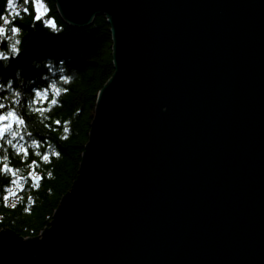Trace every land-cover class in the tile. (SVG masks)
Wrapping results in <instances>:
<instances>
[{
    "label": "water",
    "instance_id": "water-1",
    "mask_svg": "<svg viewBox=\"0 0 264 264\" xmlns=\"http://www.w3.org/2000/svg\"><path fill=\"white\" fill-rule=\"evenodd\" d=\"M109 24L77 175L0 264H264V0H53Z\"/></svg>",
    "mask_w": 264,
    "mask_h": 264
},
{
    "label": "trees",
    "instance_id": "trees-1",
    "mask_svg": "<svg viewBox=\"0 0 264 264\" xmlns=\"http://www.w3.org/2000/svg\"><path fill=\"white\" fill-rule=\"evenodd\" d=\"M44 2L49 9L44 19H50L54 27L33 21L28 15L16 18L13 22L21 29L17 35L20 53L9 56L7 61L0 60V82L14 81L7 91L0 88V99L7 96L4 99L7 105L12 91L22 92L24 99L17 109L25 119L21 143L29 148L26 157L17 155L0 140V156L8 157L0 160V164L17 169L15 174L0 169V229H10L25 238L38 235L48 225L61 196L70 189L88 139L97 94L113 72L112 40L105 17L96 16L91 25L77 29L61 19L53 0ZM4 9L5 0H0V12ZM60 76H66L67 81H61ZM49 78L46 84L56 87L50 89L48 101L41 96L39 103L29 107V90L33 87L43 90L44 79ZM52 96L56 97V103L50 102ZM31 140H36L38 146L31 145ZM53 151L59 155L51 154ZM44 152L49 153L47 159H41ZM32 160L37 163L32 165ZM17 176H23L24 180L8 183L5 199L6 182ZM36 176L39 179L34 182L32 178Z\"/></svg>",
    "mask_w": 264,
    "mask_h": 264
},
{
    "label": "snow or ice",
    "instance_id": "snow-or-ice-1",
    "mask_svg": "<svg viewBox=\"0 0 264 264\" xmlns=\"http://www.w3.org/2000/svg\"><path fill=\"white\" fill-rule=\"evenodd\" d=\"M19 2L20 0H5L4 12H0V21H2V23H0V38L8 37L9 25H11L10 31L12 37H16L21 29L13 21L16 18L22 19L24 15L31 16L33 21H42L45 26L54 27L50 19H44L45 14L49 11L44 0H22V6L18 8L17 3ZM8 16H11L13 19H9ZM19 42V39H16L14 43L8 45V48L14 57L18 56L20 53V49L17 46ZM8 59L9 56L7 52H0V60L7 61ZM59 79L61 81H67L68 78L66 76H60ZM0 81H2V77H0ZM13 83L14 81L12 79H9L6 83L0 82V88H4L5 91H7V89L13 85ZM55 87L56 86L54 84H46L43 90L38 87L31 88L29 90L28 106L31 107L33 104L39 103V98L41 96L44 97L45 101H48V97L52 95L50 89ZM59 91V89H56L57 93H59ZM4 99H7V96H5L3 99H0V109H4L0 111V140H3L5 144L11 147L17 155H23L26 157L28 155L29 148L21 143L24 141V136L21 134V131L22 126L25 125V119L23 118V115L17 110L18 106L22 104L24 97L20 90H14L12 91L11 99L7 105L4 103ZM50 102L56 103V97L52 96ZM33 111H35V109H33ZM56 123H59V121H56ZM65 123L67 122L65 121ZM64 131L67 132L68 129L65 128ZM30 144L38 146V142L36 140H31ZM51 154L57 156L59 155V153L55 151H53ZM48 156L49 153L44 152L41 155V159H47ZM7 159V156H0V160ZM36 163V160L31 161L32 165H35ZM0 169H2L3 172H10L13 174H15L17 171V169L12 168L9 164H0ZM31 175L32 174L29 172V178H31ZM21 180H24V177L17 176L15 179H9L6 182L4 194L5 199H7L8 196L6 191L7 184H17V182Z\"/></svg>",
    "mask_w": 264,
    "mask_h": 264
},
{
    "label": "bare ground",
    "instance_id": "bare-ground-1",
    "mask_svg": "<svg viewBox=\"0 0 264 264\" xmlns=\"http://www.w3.org/2000/svg\"><path fill=\"white\" fill-rule=\"evenodd\" d=\"M22 6V0H20V2L19 3H17V7L19 8V7H21ZM58 12V11H57ZM59 14V13H58ZM60 16V15H59ZM9 17V16H8ZM66 24H68V23H66ZM68 25H70V26H72V27H75V26H73V25H71V24H68ZM16 39H19V37H12V35H11V31L9 30L8 31V37L7 38H0V52H3V51H7V52H9V55L8 56H11V57H14V56H12V54H11V52H10V50H9V48H8V45L9 44H11V43H14L15 42V40ZM20 40V39H19ZM4 43V47H2L1 45ZM19 45V44H18ZM17 45V46H18ZM6 47V48H5ZM51 65H49V67H50ZM52 67V66H51ZM48 72H50V71H48ZM50 76H52V73H48ZM46 76V75H45ZM50 79L51 78H49V79H44V83L46 82V83H48L49 81H50ZM45 83V84H46ZM94 114V113H93ZM91 123V122H90ZM32 179H34L35 181L34 182H37L38 181V179H39V176H36L35 178H32Z\"/></svg>",
    "mask_w": 264,
    "mask_h": 264
},
{
    "label": "rangeland",
    "instance_id": "rangeland-1",
    "mask_svg": "<svg viewBox=\"0 0 264 264\" xmlns=\"http://www.w3.org/2000/svg\"><path fill=\"white\" fill-rule=\"evenodd\" d=\"M96 16H99V15H96ZM95 16V17H96ZM94 17V18H95ZM94 18L92 19V21L94 20ZM92 21H91V23H92ZM91 23H89V24H87V25H85V26H83V27H76L77 29H81V28H85V27H87V26H89V25H91ZM10 30V29H9ZM110 36H111V34H110ZM111 46H112V44H111ZM112 57V56H111ZM35 181V180H34ZM71 187V186H70ZM66 194V193H65ZM52 217V216H51ZM51 220V219H50ZM46 227V226H45ZM0 230H3V229H0ZM36 236V235H35Z\"/></svg>",
    "mask_w": 264,
    "mask_h": 264
}]
</instances>
